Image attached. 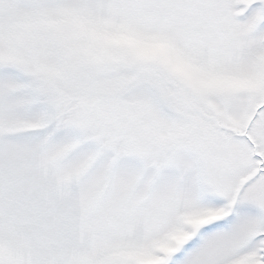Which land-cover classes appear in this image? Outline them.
Instances as JSON below:
<instances>
[{
  "label": "snow or ice",
  "instance_id": "6c2138e0",
  "mask_svg": "<svg viewBox=\"0 0 264 264\" xmlns=\"http://www.w3.org/2000/svg\"><path fill=\"white\" fill-rule=\"evenodd\" d=\"M0 264H264V0H0Z\"/></svg>",
  "mask_w": 264,
  "mask_h": 264
}]
</instances>
